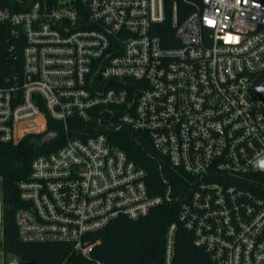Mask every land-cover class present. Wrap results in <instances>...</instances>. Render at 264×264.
<instances>
[{
	"label": "built area",
	"instance_id": "built-area-1",
	"mask_svg": "<svg viewBox=\"0 0 264 264\" xmlns=\"http://www.w3.org/2000/svg\"><path fill=\"white\" fill-rule=\"evenodd\" d=\"M0 25L15 38L0 143L43 138L50 119L67 135L19 183L23 243L108 264L93 233L180 201L158 264H177L180 228L214 264H264V0H0ZM75 119L143 133L188 192L151 194L147 170L106 133L71 137Z\"/></svg>",
	"mask_w": 264,
	"mask_h": 264
},
{
	"label": "trees",
	"instance_id": "trees-1",
	"mask_svg": "<svg viewBox=\"0 0 264 264\" xmlns=\"http://www.w3.org/2000/svg\"><path fill=\"white\" fill-rule=\"evenodd\" d=\"M14 41L11 27L0 25V68L13 62L10 48ZM47 131L57 133V138L46 144L38 142L42 135L35 134L25 136L18 143H0V255L5 264L14 257L25 264H88L82 256L71 255L69 244H27L18 235L15 215L22 206L19 183L29 177L32 162L37 156L56 151L67 143V135L60 122L50 119ZM100 132L106 133L131 160L147 170L151 194H163L170 185L175 196L186 195L189 177L160 157L143 133L125 128L107 131L97 121L75 119L71 121L69 135L84 138L88 133ZM258 178L264 184V174ZM180 206V201L158 206L137 221L121 217L93 233L92 240L99 241L95 258L108 264L161 263L165 234L168 226L178 220ZM176 263L214 264L203 250L194 246L191 234L183 228L178 233Z\"/></svg>",
	"mask_w": 264,
	"mask_h": 264
},
{
	"label": "water",
	"instance_id": "water-1",
	"mask_svg": "<svg viewBox=\"0 0 264 264\" xmlns=\"http://www.w3.org/2000/svg\"><path fill=\"white\" fill-rule=\"evenodd\" d=\"M263 77H264V74L258 75L256 77L254 88L256 90H258L261 94L264 95V86L261 83V80H262ZM56 137H57V133H55V132H49L42 139H38V142H41L42 144H46V143L51 142Z\"/></svg>",
	"mask_w": 264,
	"mask_h": 264
},
{
	"label": "rangeland",
	"instance_id": "rangeland-1",
	"mask_svg": "<svg viewBox=\"0 0 264 264\" xmlns=\"http://www.w3.org/2000/svg\"><path fill=\"white\" fill-rule=\"evenodd\" d=\"M0 194H1V191H0ZM0 257H1V258H0V264H2V261H1V260H2V256L0 255Z\"/></svg>",
	"mask_w": 264,
	"mask_h": 264
}]
</instances>
